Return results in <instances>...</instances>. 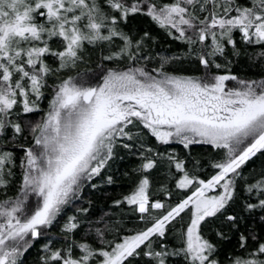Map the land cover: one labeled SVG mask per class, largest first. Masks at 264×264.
Instances as JSON below:
<instances>
[{
	"label": "snow or ice",
	"instance_id": "obj_1",
	"mask_svg": "<svg viewBox=\"0 0 264 264\" xmlns=\"http://www.w3.org/2000/svg\"><path fill=\"white\" fill-rule=\"evenodd\" d=\"M0 264H264V0H0Z\"/></svg>",
	"mask_w": 264,
	"mask_h": 264
}]
</instances>
